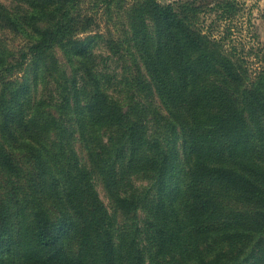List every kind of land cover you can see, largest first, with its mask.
I'll use <instances>...</instances> for the list:
<instances>
[{"label":"trees","instance_id":"16d2710c","mask_svg":"<svg viewBox=\"0 0 264 264\" xmlns=\"http://www.w3.org/2000/svg\"><path fill=\"white\" fill-rule=\"evenodd\" d=\"M13 1L0 25L25 41L0 44V264H264V49L250 70L195 0H132L88 41L83 0ZM123 1L92 6L111 18Z\"/></svg>","mask_w":264,"mask_h":264},{"label":"rangeland","instance_id":"374dc122","mask_svg":"<svg viewBox=\"0 0 264 264\" xmlns=\"http://www.w3.org/2000/svg\"><path fill=\"white\" fill-rule=\"evenodd\" d=\"M4 5L12 8L15 2L13 0H0ZM132 0H125L119 5L113 6L112 19L108 18L101 9H93L92 0H83L81 6L87 7L88 12L94 11L96 17L95 27L92 31L83 32L77 35V38L89 40V34L94 32L108 33L112 31L116 33L115 28H121L122 23L126 22L124 18L125 7ZM166 4L168 2H183L186 0H158ZM190 1V0H188ZM199 4L201 11L199 12V25L205 30L213 34L215 37L222 38L225 46L235 48L236 51L244 56L248 62L250 70L255 71L259 66L258 59L262 57V50L264 49V0H235L236 13L231 17L221 15L220 9L216 8V1L214 0H195ZM93 5V6H92ZM88 37V38H87ZM25 38L22 34L12 30L6 25H0V44L6 46L10 50H16L23 45ZM95 52L103 57H108L107 70L111 74H116L120 69L116 67L114 58H112L108 48L99 40L93 46ZM55 55L60 62L65 64V54L59 48L56 49ZM41 68V64L34 65L33 69ZM65 68L69 71V66ZM34 69V71H35ZM25 75H31L32 68L28 66L27 70L16 72L12 78L22 80ZM96 187L100 198L108 204L105 190L102 184L96 182Z\"/></svg>","mask_w":264,"mask_h":264}]
</instances>
